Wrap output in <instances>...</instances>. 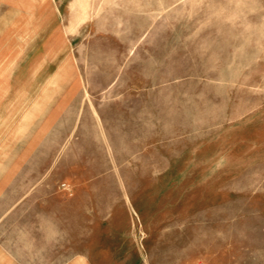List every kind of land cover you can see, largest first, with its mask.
<instances>
[{
	"label": "rangeland",
	"instance_id": "rangeland-1",
	"mask_svg": "<svg viewBox=\"0 0 264 264\" xmlns=\"http://www.w3.org/2000/svg\"><path fill=\"white\" fill-rule=\"evenodd\" d=\"M73 1L0 0V261L264 264V0Z\"/></svg>",
	"mask_w": 264,
	"mask_h": 264
},
{
	"label": "crops",
	"instance_id": "crops-1",
	"mask_svg": "<svg viewBox=\"0 0 264 264\" xmlns=\"http://www.w3.org/2000/svg\"><path fill=\"white\" fill-rule=\"evenodd\" d=\"M35 17L37 18V16ZM37 27H39V30L42 29L41 21H39L38 25L34 28L35 31L38 30ZM36 41L37 39L34 42V46H36V49L40 46L41 49L42 42L39 44V42L37 43ZM22 202H25V199H19L17 205L20 207L26 206V203L21 204ZM7 205L10 206V204ZM36 205L39 206L40 204L36 203ZM99 243L100 241H94L91 243L90 240H87L84 246L77 247L69 246V244H64L63 247L55 246L50 250L48 249L49 252L44 253L42 242H36V246L33 252L24 250V252L20 253L17 256L15 254H11V256L10 254H8V257H12V259L9 258L8 261L3 254V259L1 260L2 263L0 261V264H128L129 260L127 259L129 258L127 256V259L125 261L121 259L118 262H111V260L109 261L107 258L106 249L101 247Z\"/></svg>",
	"mask_w": 264,
	"mask_h": 264
},
{
	"label": "bare ground",
	"instance_id": "bare-ground-1",
	"mask_svg": "<svg viewBox=\"0 0 264 264\" xmlns=\"http://www.w3.org/2000/svg\"><path fill=\"white\" fill-rule=\"evenodd\" d=\"M78 0H74L73 2H72V6H71V13L70 14H67L66 15V19H69L70 20V22L72 21V10H73V8H74V6H75V3L77 2ZM77 16V15H76ZM62 27H63V25H62ZM64 66H66V61L65 60H63V62L61 63V65H59V69L58 70H56L55 72H60V71H63L64 69H63V67Z\"/></svg>",
	"mask_w": 264,
	"mask_h": 264
}]
</instances>
